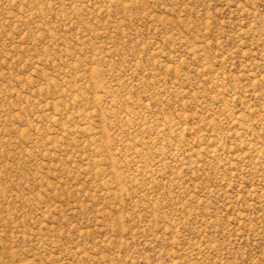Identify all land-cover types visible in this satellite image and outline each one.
Segmentation results:
<instances>
[{
  "label": "rangeland",
  "instance_id": "374dc122",
  "mask_svg": "<svg viewBox=\"0 0 264 264\" xmlns=\"http://www.w3.org/2000/svg\"><path fill=\"white\" fill-rule=\"evenodd\" d=\"M0 264H264V0H0Z\"/></svg>",
  "mask_w": 264,
  "mask_h": 264
}]
</instances>
